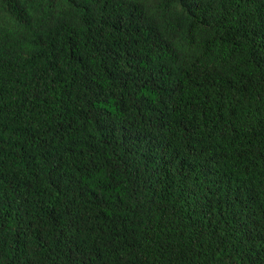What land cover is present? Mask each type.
Wrapping results in <instances>:
<instances>
[{"label":"trees","instance_id":"16d2710c","mask_svg":"<svg viewBox=\"0 0 264 264\" xmlns=\"http://www.w3.org/2000/svg\"><path fill=\"white\" fill-rule=\"evenodd\" d=\"M0 264H264V0H0Z\"/></svg>","mask_w":264,"mask_h":264}]
</instances>
